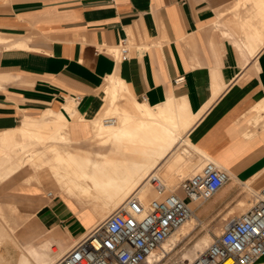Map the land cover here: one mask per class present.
<instances>
[{"label": "crops", "instance_id": "obj_1", "mask_svg": "<svg viewBox=\"0 0 264 264\" xmlns=\"http://www.w3.org/2000/svg\"><path fill=\"white\" fill-rule=\"evenodd\" d=\"M234 2L0 0V37L9 39L0 41V140L20 143L16 130L24 118H43L49 110L66 120L72 147L129 160L113 145L91 142L92 121L112 107L132 114L135 103L176 101L196 118L180 124L186 137L152 166L168 191L204 158L234 181L264 189V113L257 108L264 106V46L256 39L260 50L252 55L235 40L233 24L213 26ZM124 38L131 56L120 61L113 52ZM109 76L121 81L115 103L102 93ZM103 98L109 107L98 114ZM25 174L0 183V255H14L21 264H52L102 221L96 212L107 216L116 208L83 205L50 185L25 183L35 173L26 168ZM222 205L213 200L212 210ZM254 264H264V256Z\"/></svg>", "mask_w": 264, "mask_h": 264}, {"label": "bare ground", "instance_id": "obj_2", "mask_svg": "<svg viewBox=\"0 0 264 264\" xmlns=\"http://www.w3.org/2000/svg\"><path fill=\"white\" fill-rule=\"evenodd\" d=\"M257 1L260 0H238L235 9L239 10L244 5L254 4ZM261 9L264 11V7ZM259 35L261 36L256 29L246 35L245 44L252 49V55L260 50L259 45L255 44L256 39L259 38L261 45L264 46V38ZM0 41L8 42L9 39L0 37ZM4 48L6 47L1 49ZM102 93L108 98L109 103L119 101L122 98L121 81L114 76L107 77L102 86ZM257 108L259 115H263L264 106L260 105ZM52 114V111H46L43 114V120L40 121L24 118V123L16 130L22 140L20 143L15 142L14 138L11 139L9 136L0 140V183L15 173L23 175L26 168L30 167L35 175L32 178H26L25 183L32 180L42 186L50 185L54 190L81 202L83 205L94 207L96 204H101L105 208L120 205L134 193L143 202H147L148 193L149 199L156 197L153 179H158L168 191L167 181L163 179V182L157 172H152V166L164 157L166 151H171L183 138L184 129L180 127V124L186 123L189 126L196 118V116L190 115V110L185 104H179L176 101H169L164 106L154 107L135 103L132 114H126L120 109L112 107L106 114L92 121L94 135L91 142L113 145L116 149L129 153V160H121L113 158L107 153L89 152L72 147L70 138L64 132L67 127L66 120H48L51 119ZM108 118H112L114 122H108L106 120ZM185 144L192 148L189 140H185ZM45 148L48 149L46 152H44ZM196 151L199 149L196 148ZM229 176L230 180V173ZM150 185L152 186L151 191ZM246 188L253 190L248 184ZM180 190L179 183L178 190L172 192L179 194ZM192 203L194 204L191 206L187 204L192 211L190 217L153 251L145 264L162 262L167 255L174 251L182 237L190 234L195 228L198 223L195 206L199 207L201 202ZM96 214L99 221L106 217V213L96 212ZM209 239L210 235H205L196 242L192 254L186 252L183 258L190 260L191 263L195 261L213 242L209 243ZM193 255L197 257L195 258ZM3 259L7 264H21V260L14 255H3ZM39 264H43V262H39ZM181 264H185V261Z\"/></svg>", "mask_w": 264, "mask_h": 264}, {"label": "built area", "instance_id": "obj_3", "mask_svg": "<svg viewBox=\"0 0 264 264\" xmlns=\"http://www.w3.org/2000/svg\"><path fill=\"white\" fill-rule=\"evenodd\" d=\"M131 56L127 38L118 44V57ZM179 83L183 77L176 79ZM114 122L112 118L106 119ZM226 169L211 159L180 182L182 195L167 191L153 179L157 196L143 202L127 197L99 224L91 227L53 264H145L155 249L191 215L186 200L206 202L227 183ZM264 256V199L240 215L229 216L221 233L190 264H254Z\"/></svg>", "mask_w": 264, "mask_h": 264}, {"label": "rangeland", "instance_id": "obj_4", "mask_svg": "<svg viewBox=\"0 0 264 264\" xmlns=\"http://www.w3.org/2000/svg\"><path fill=\"white\" fill-rule=\"evenodd\" d=\"M263 1H257L256 3H251L250 5H244L242 8L239 10H236L234 6L236 5V2L231 4L227 10L225 11V16L224 13L221 15L219 21H215L214 25L215 27L219 28H227L230 27L233 24L234 30L238 33V37L235 38V40H240L238 41L240 47H246V44L244 43V40L246 39V35L251 32V30H257L261 34V38H264V11L261 9L263 6L262 4ZM253 5V6H252ZM256 6V7H255ZM230 13V16L228 17L227 14ZM224 16V17H223ZM228 36V34L226 33ZM258 42H261V40L258 38ZM117 56V51L113 52ZM99 93L101 92L100 89H98ZM130 98V95L128 94V99ZM131 99V98H130ZM109 107L108 102L103 98V106L99 110L98 114H103L105 111H107ZM43 114V113H42ZM28 116V115H25ZM48 116V114H47ZM111 117V115H109ZM40 118V119H39ZM23 119V118H22ZM57 119L59 120V117L57 115H54L51 117V119L48 120H53ZM32 120H43L41 117L34 118ZM32 120L30 121L32 123ZM60 120H65L60 119ZM21 124V123H20ZM19 124V125H20ZM17 125V126H19ZM15 126V127H17ZM185 127V126H184ZM13 128V127H12ZM184 136L186 137L188 133L187 127L184 128ZM48 149L45 148L44 152H46ZM175 152V151H174ZM169 156V155H168ZM167 159V158H166ZM165 160V159H164ZM163 160V161H164ZM206 159H202L198 163V168L197 166H190L188 169L191 171V173H195L196 171L200 170L201 167L204 164V161ZM30 168V167H28ZM196 168V169H195ZM158 170V169H157ZM159 174V173H158ZM20 175V173H19ZM23 175H26L23 173ZM191 175V174H190ZM22 176V175H21ZM23 181V180H22ZM163 181V179H162ZM181 181V180H180ZM179 181V182H180ZM164 182V181H163ZM152 190V186L150 185ZM174 187V188H172ZM178 185L171 184L169 192H172L173 190H178L177 189ZM264 189H259L258 191L254 190H249L244 186L242 183L234 181L233 179H230L225 186L218 191L215 196L212 199V201L216 202H222L223 205L221 208H216L215 210H212L214 206H212V201L210 200V203L202 202L200 206H195L196 208V213L198 216V223L195 226V228L190 232V234H187L186 236L182 237V239L179 241V243L176 245L174 251H172L169 255H167L166 258L163 259L162 262L159 264H181L185 261V264H190L191 261L184 259L183 255L184 253H189L192 254V249L194 245L196 244L197 241L202 239L205 235L209 234L210 235V242L211 243L222 231L225 219H227L229 216L233 215H240L244 213L245 211L248 210L251 205L256 203L255 200L259 198L264 199V194L262 193ZM179 194L182 195V191H179ZM260 195V196H259ZM243 200L240 204L238 205L239 202ZM232 201V203H230ZM188 205H193L194 203L186 200ZM244 205V206H242ZM118 205H113L112 208L117 207ZM212 210V211H211ZM109 214V213H107ZM77 241V240H76ZM2 240L0 238V247H1ZM195 258L197 257L196 255H193ZM193 257V260L195 259ZM192 260V261H193ZM0 264H7L3 256L0 255Z\"/></svg>", "mask_w": 264, "mask_h": 264}]
</instances>
